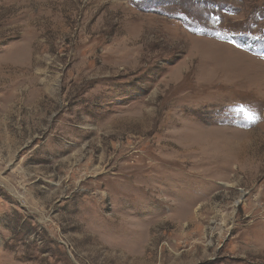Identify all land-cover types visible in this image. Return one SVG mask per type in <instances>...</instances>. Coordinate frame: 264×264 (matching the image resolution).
Returning <instances> with one entry per match:
<instances>
[{"label": "rangeland", "instance_id": "1", "mask_svg": "<svg viewBox=\"0 0 264 264\" xmlns=\"http://www.w3.org/2000/svg\"><path fill=\"white\" fill-rule=\"evenodd\" d=\"M0 264H264V0H0Z\"/></svg>", "mask_w": 264, "mask_h": 264}, {"label": "bare ground", "instance_id": "2", "mask_svg": "<svg viewBox=\"0 0 264 264\" xmlns=\"http://www.w3.org/2000/svg\"><path fill=\"white\" fill-rule=\"evenodd\" d=\"M263 203V202H262Z\"/></svg>", "mask_w": 264, "mask_h": 264}]
</instances>
